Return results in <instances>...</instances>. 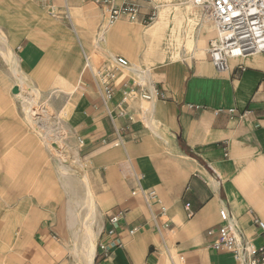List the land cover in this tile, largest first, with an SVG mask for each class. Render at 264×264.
<instances>
[{
	"label": "crops",
	"instance_id": "obj_1",
	"mask_svg": "<svg viewBox=\"0 0 264 264\" xmlns=\"http://www.w3.org/2000/svg\"><path fill=\"white\" fill-rule=\"evenodd\" d=\"M182 1L176 9L183 4ZM151 4L157 9L154 20L159 14L162 20L159 24L153 20L141 32H129L138 41L150 42L171 26L166 18L170 10L167 0H152ZM68 7L72 19L71 43L81 53L84 63L77 70L73 82H68L67 77L60 79L61 85L50 88L43 103L51 108L49 100L52 96L60 93L73 95L78 83L79 96L73 105L64 104L62 107L69 114V126H60L50 137L48 133L51 130L46 129L42 138L57 141L52 142L54 146L60 143L65 147L63 153L66 160L63 164L69 167V171L65 175L60 174L57 162L55 170L66 195L65 210L70 229L75 227L80 206L84 208L86 195L82 196L80 191L77 194L75 187L78 185L85 190V182L90 193V177L81 168L78 147L72 148L73 161H70L67 152L70 144L65 142V134L73 131L78 138H82V153L93 156L95 165H104L110 177L117 175L121 180L117 194L110 199L112 206L107 213L121 209L120 223L115 235L109 239L108 256L94 244L92 264H168L161 244L171 264H177L172 250L177 254L179 264H234L230 254L211 249L213 237L206 233L207 229L218 224V211L222 206L228 207L246 238L256 247H261L264 233L255 227L253 219L259 217L264 220V55L257 53L232 59L228 71L218 72L205 53L206 41L210 38L209 22L202 19L194 26L193 52L190 54L193 56L201 52L199 59L186 61V52L179 50L173 52L167 61L145 69L139 63L127 60L128 65L121 66V78L134 75L141 85L146 80L150 83L151 99L146 107L150 125H141L135 119L118 120L114 113L115 103L123 91L121 86L114 83V95L107 101L109 107L105 112V105L90 73L82 74L85 67L92 68V64L97 63L94 50L104 58L117 62L114 52L104 49L110 29L107 26L99 28L100 34L93 50L90 37L97 29L82 25L72 0H68ZM28 9L29 6H26L23 11ZM153 29L156 31L152 37ZM48 32L51 34L52 30ZM59 45L64 52H72L67 40L62 39ZM148 48L151 52L156 51L152 45ZM0 54V155L30 153L32 156L38 153L36 136L24 123L17 95L23 103L24 96L20 92L16 94V91L21 87L19 84L24 83L23 75L29 77L36 88L39 84V65L49 56L34 40L26 39L16 44L3 34H0ZM164 56V49H161L158 58L163 60ZM69 66H72L71 59ZM51 79L48 76L43 83L49 85ZM33 101L34 98L30 105L25 103L28 113L33 109ZM23 110L27 121L39 127V117L27 114L24 107ZM214 110L220 112L215 114ZM124 126L129 129L121 131ZM162 132L174 144L173 150L164 152V159L157 156L160 149L152 137L164 139ZM118 134L123 137V143L117 139ZM107 141H113L114 146L121 145L123 150L113 148L103 154L102 143ZM53 152L58 161H62L59 157L61 151L56 149ZM122 152L126 154V159L122 158ZM0 164V249L7 253L0 264H18L20 260L21 264H55L59 255L58 240L49 234V229L36 233L30 231L39 217L36 204L38 192L24 180L14 184L3 180V171L9 167L7 162ZM70 169L80 175L72 177ZM138 182L143 189L157 195L166 207L165 214L159 217L160 231L151 216L148 218L147 209L149 214L150 210L137 189ZM231 186L237 187V198L233 196ZM71 195L78 197L79 210L74 208ZM90 196L92 207L100 209L91 193ZM152 209L159 213L158 205L153 204ZM107 215L103 220L102 233ZM129 230L134 232L129 233ZM19 232L22 234L18 242L22 247L21 258L9 251ZM87 233L92 234L84 227L82 236ZM27 240L30 244L24 246Z\"/></svg>",
	"mask_w": 264,
	"mask_h": 264
},
{
	"label": "rangeland",
	"instance_id": "obj_2",
	"mask_svg": "<svg viewBox=\"0 0 264 264\" xmlns=\"http://www.w3.org/2000/svg\"><path fill=\"white\" fill-rule=\"evenodd\" d=\"M180 1L182 0H167V3L170 5V10L168 11L166 18L168 19V24L171 26L165 29L164 32L160 34V36L155 37L152 41H138L129 35V32L143 31L144 26H147L152 21L142 25L139 23H132L127 19L120 17L111 25H107L106 28L110 30L106 35L107 45L105 48H103L113 51L117 58L118 56H121L128 62L139 63L143 69L148 68L149 66H154L158 63H161L162 61H167L173 55V52H178L179 50L182 53L186 52L184 54V60L186 61H195L199 59L201 57V52L196 53L193 56L190 54L193 52L191 45L194 35V26L196 23H198V21L202 22V19H204L202 18L204 12L199 11V9H197V7L193 4L192 0H183V4L176 9L177 4L180 3ZM53 5L55 6V12H64L62 0H54ZM72 5L74 6L78 20L83 23V26L87 25L93 30L97 29L90 37V44L94 50L95 43L98 41L100 34L99 28H102L100 25L103 20L102 11L92 3L82 2L81 0H72ZM26 6H29V9L27 12H24L23 9ZM50 9V7L42 5L37 0H0V28L2 30L0 34L7 35V38L11 41V43L16 44H19L26 39L34 40L44 50L45 54L49 56L47 61L44 60L39 65V84H37L36 88L31 79L26 75H23L24 83L19 84L21 87L16 91V94L20 92L25 95L30 94L34 96L33 109L30 113L39 117V127L38 125H33L27 121L26 114L23 110L24 107L26 113L29 114L27 111V106L22 102L21 97L19 98L18 95L17 104L22 113L24 123L29 126L30 130H33L36 136V146L38 153L33 154L32 156L30 153L20 155L2 154L0 155V162H7L9 167L7 170L3 171V180L10 181L13 184L16 182L20 183L21 180H24L27 184H32L33 190L36 189L38 192L39 200L36 204L38 206L39 217L37 218V224L34 227H31L30 231H32L31 233H36V231L39 232L49 229V234L58 240L59 255L55 264H77L78 262V264H82V260L80 258L81 250H79L77 257V255H75L76 253L73 251V246L75 247L76 245H80V238L82 237L84 229L83 225H81V220L86 217L85 208H87V204L83 209H81L82 207L80 206V212L76 216V219L79 220H77L79 223L76 224L77 226L70 229L67 224L68 218L67 212L65 210L66 195L63 194L62 185L55 170L58 158L55 157V153L53 152L56 149L58 152L61 151V156L59 157L62 159L61 162L64 163L65 155L63 150L65 147H62L60 143H56V146H54L52 142L55 140L51 141L50 139H44L42 137L46 129H49V131L51 130V133H48L50 137L58 131L60 126H69V114H67L62 107L64 104L73 105L76 102L79 96V83L75 88L73 95L60 93L57 96H52L49 100L51 102V108L47 104H44L43 100L44 97L47 96L50 88L61 85L59 83L60 79L63 78L65 80L67 77L68 82H73L75 80L77 70L81 69L84 61L79 50L75 48L73 42L71 43V22L66 17L61 16V14L52 15ZM116 24H121V26L119 25V27H114ZM173 26H176V31L174 32L171 31ZM208 26V31L211 38L214 36V27L210 23ZM48 30H52L51 34L48 32ZM210 38L206 41V49L208 48V44L212 39ZM62 39L67 40V43L72 46L71 53L64 52L59 45ZM149 45H152L156 51L151 52L148 48ZM161 49H164L165 53L163 60L158 58L159 54H161ZM206 52L207 50H205V53ZM94 57L98 61L96 64H92V70L96 71L98 68L104 67V65L113 69L117 74L115 82L118 87H120L123 83H125V85L121 87L122 89L132 86L133 83L140 84V82H138L137 76L134 75H127L121 78V66L110 59L104 58L100 52L94 50ZM70 59L72 60V70L69 66ZM87 72H89L88 66L85 67L82 74ZM48 76L52 78L49 85L43 83L47 81ZM142 87H144V89L147 90L149 94H151L150 83L147 80L143 83ZM21 89L23 92H21ZM30 90H32V92H30ZM122 97L123 91L115 103V117L118 118V120L120 118L123 120L128 119L127 117L118 114V106L121 104L122 108L126 110L129 115H132L136 122L139 121L141 125H150L147 119L146 111L148 101L133 100L122 104ZM104 109L105 112H107L106 107H104ZM42 125L44 126L43 128ZM157 125L158 123H156V129H158ZM128 129V127L124 126L121 131H126ZM162 134L164 135V139L156 138L154 136L152 137L160 149V153L157 156L164 159V152L173 150L174 144L167 134L163 132ZM64 140L70 144V149H67L70 161H73L72 148L78 147L81 156V168L90 177V193L92 194L96 203H99L101 207L100 209L96 207V215L93 217L92 226L89 227V231L93 233V236L95 235L94 242L97 248L99 241L98 237L102 230L104 217L107 215L108 209L112 206L110 199L112 196L117 194V191L121 186V180L117 175H112L110 177L108 175V169L104 168V165H95L92 161L93 156H85L84 153H82L80 150L81 145L79 143L78 137L75 133H73V131L71 133H67V135L65 134ZM112 142L113 141H107L102 143L101 151L103 154L113 148H119L123 150L121 145L114 146ZM121 155L123 159H126L125 153L122 152ZM20 165L30 169H22ZM70 174L72 177L80 175L78 171L74 170H71ZM228 177L230 178V176ZM75 188L77 194L80 191L81 195L84 196L85 190L82 187L76 185ZM231 188L233 196L237 198V187L231 186ZM28 192H31L30 188H28ZM71 199L72 203L75 205L74 208L79 210L78 197L75 198L74 195L71 197ZM75 199H77V201H75ZM102 205L105 206L102 207ZM147 215L150 219L148 209ZM21 236L22 234L19 232L16 235L14 242L11 244L10 250L8 249L12 253H17L20 258L22 256L20 251L22 247L18 244V242ZM156 236L158 238L159 244H161V239L157 233ZM29 244V240H27L25 241L24 246ZM161 251L166 257L168 264H171V261L167 256L162 244ZM171 253L174 256L176 263L179 264L177 254L173 250ZM6 254V250L0 249V260L4 258ZM18 264H21V260Z\"/></svg>",
	"mask_w": 264,
	"mask_h": 264
},
{
	"label": "built area",
	"instance_id": "obj_3",
	"mask_svg": "<svg viewBox=\"0 0 264 264\" xmlns=\"http://www.w3.org/2000/svg\"><path fill=\"white\" fill-rule=\"evenodd\" d=\"M37 1L46 7H50L52 15L61 14L71 22L68 0H62L64 12H55L54 0ZM81 1L90 2L102 11L101 27L112 24L120 17L142 25L153 21L156 17V7L151 4L152 0ZM194 2L204 10L214 27V36L208 44L206 54L218 72L228 71L232 59L237 60L257 53L264 55V0H194ZM116 63L125 66L127 61L118 56ZM88 68L99 96L105 107L108 108L107 101L112 99L114 95L116 73L106 65L96 71ZM123 85L125 83L121 87ZM150 96L151 94L142 85L133 83L132 86L123 89L121 103L133 100L148 101ZM118 107V114L127 117L129 121H133L134 117L129 115L121 104ZM219 112L220 110H214L215 114ZM117 139L123 143V137L120 134H118ZM78 140L80 145H83V139L78 138ZM137 189L150 210L152 222L160 231L159 217L165 214L166 207L157 195L143 189L139 182ZM153 204L159 206V213L153 211ZM122 213L123 211L118 209L107 215L106 228L101 233L97 244L98 250L105 256L109 254V239L115 235ZM218 215V224L206 231L208 236L213 237L210 243L211 249L218 253L230 254L234 264H264V244L261 247H256L246 238L243 228L227 206H222ZM253 223L257 229L264 233V220L255 217ZM133 232L134 230H129V233ZM168 255L173 261L171 254L168 253ZM179 259L183 260V257Z\"/></svg>",
	"mask_w": 264,
	"mask_h": 264
},
{
	"label": "bare ground",
	"instance_id": "obj_4",
	"mask_svg": "<svg viewBox=\"0 0 264 264\" xmlns=\"http://www.w3.org/2000/svg\"><path fill=\"white\" fill-rule=\"evenodd\" d=\"M192 2H193V4L195 5V6H197L199 9H200V11H203L204 12V10L200 7V6H198V5H196V3L194 2V0H192ZM203 16V18H204V20H208V21H210V19L208 18V16H207V14L204 12V14L202 15ZM154 20V19H153ZM161 20H162V15L161 14H159L158 16H157V18L154 20L157 24H159L160 22H161ZM207 21V22H208ZM210 24H212L211 23V21L209 22ZM155 31H156V29H153L152 30V32H151V36L153 37V35H154V33H155ZM171 31H176V26H173L172 28H171ZM209 33V32H208ZM207 33V34H208ZM205 34V33H204ZM210 34V33H209ZM144 36V35H143ZM182 53V52H181ZM116 61H117V58H116ZM128 64H126L125 66H127ZM167 65H169V64H167ZM170 66V65H169ZM172 66V65H171ZM123 69V68H122ZM23 87V86H22ZM24 87H26V86H24ZM22 90V89H21ZM22 92H23V90H22ZM30 92H32V90H30ZM33 94H34V92H33ZM23 96H24V102L25 103H27V104H31L32 103V100H33V98H34V96L33 95H30V94H27V95H25V94H23ZM150 99H151V96H150ZM149 99V100H150ZM32 108V107H31ZM30 108V109H31ZM28 111V110H27ZM30 113V112H29ZM66 160V158H64V161ZM58 163V165H57V168H58V170H59V173L60 174H62V175H65L66 173H67V171H69V167H67L66 166V164L64 165L61 161L59 162H57ZM71 170V169H70ZM61 176V175H60ZM83 185L85 186V201H84V208H85V205L87 206V208H85V218L83 219V220H81V225H83V227H86V229H89V227L90 226H92V223H93V217H94V215H96L95 214V209L92 207V198H91V196H90V193H89V191H88V188H87V186L85 185V182H83ZM71 190V189H70ZM72 191V190H71ZM70 191V192H71ZM76 191V190H75ZM75 194V193H74ZM72 196V195H71ZM74 204V203H73ZM73 210V209H72ZM82 215H84V214H82ZM82 218V217H81ZM78 219H76V223H75V226H77L76 224L77 223H79L78 221H77ZM71 223V222H70ZM80 225V226H81ZM78 228V227H77ZM78 233V232H77ZM95 236V235H94ZM94 236H93V233L91 234V233H87L86 235H84V237L82 236L81 238H80V245L79 246H77L76 244V246L74 247L73 246V251L76 253L75 255H77V257H78V254H79V250H81V260H82V264H92V261H93V257H94V244H95V242H94ZM77 237V236H76ZM77 240V239H76ZM73 252V253H74Z\"/></svg>",
	"mask_w": 264,
	"mask_h": 264
},
{
	"label": "trees",
	"instance_id": "obj_5",
	"mask_svg": "<svg viewBox=\"0 0 264 264\" xmlns=\"http://www.w3.org/2000/svg\"><path fill=\"white\" fill-rule=\"evenodd\" d=\"M193 156V155H192Z\"/></svg>",
	"mask_w": 264,
	"mask_h": 264
}]
</instances>
